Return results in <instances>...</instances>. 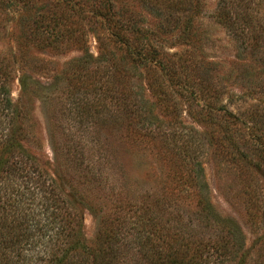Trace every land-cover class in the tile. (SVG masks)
<instances>
[{
	"label": "trees",
	"instance_id": "obj_1",
	"mask_svg": "<svg viewBox=\"0 0 264 264\" xmlns=\"http://www.w3.org/2000/svg\"><path fill=\"white\" fill-rule=\"evenodd\" d=\"M262 3L218 0L216 13L246 62L242 71L261 77ZM205 7L204 0H0V38L14 44L0 51V264H264L263 250L251 255L239 225L210 199L206 150L253 182L250 200L264 198V140L256 139L251 120L224 104L241 81L224 84L206 68ZM146 14L159 21L150 24ZM37 51L81 54L54 77L74 84L68 97L46 98L60 103L63 118L78 115L75 134L65 136L62 151L56 148L65 183L86 187L71 196L23 146L28 133L20 105L35 92L32 75L49 72L33 56ZM256 84L242 87L264 88V81ZM113 145L151 155L160 187L133 188ZM87 192L105 207L92 205L99 216L92 242L75 199ZM250 204V220L259 219Z\"/></svg>",
	"mask_w": 264,
	"mask_h": 264
},
{
	"label": "rangeland",
	"instance_id": "obj_2",
	"mask_svg": "<svg viewBox=\"0 0 264 264\" xmlns=\"http://www.w3.org/2000/svg\"><path fill=\"white\" fill-rule=\"evenodd\" d=\"M204 1L206 7L201 19L205 37L203 55L207 61L206 63L210 64L206 68L212 76L219 78L224 84L225 82L231 83L230 79L232 81L235 78L241 81L237 84H232L230 98H225L224 104H227L228 108L240 116L242 120H251L256 139L264 140V88L254 86L253 88L244 89L242 87L243 83L249 82L257 85L256 83L259 81H264V76L261 77L255 74V76H250L249 73L245 74L242 71V67L246 62L238 59L240 52L236 49L232 35L217 19L218 0ZM262 1L264 9V0ZM136 9L142 10L148 9V7L136 4ZM144 17L150 24L159 21L156 17L150 16V14H146ZM9 31H11V28H8ZM90 46L92 53L96 55V44L91 42ZM11 47H14L13 42L1 36L0 51H7ZM177 51L170 49L171 53ZM179 52H182V49ZM80 55L77 51H70L65 54H57L52 51L33 52V56L46 64L49 72L47 74L32 75L35 77L36 84L32 83V86H35V92L29 93V96L23 99V104L21 103L20 105V110L25 112V123H27V125L25 124V130L28 133V139L23 141V146L49 170L50 174L56 178L68 196L74 195L75 188L86 190V187H82L77 180L73 182V185L65 183L63 172L66 170V165H62V161L56 159V155L60 154V152L56 151V148L59 147V150L62 151L64 149L63 140L65 136L75 134L78 123L74 122V119L78 115L66 113V117L63 118L61 112H59L60 103H57L56 100H53V102L46 101V98L61 97V99H65V97H68L67 94H70L74 84L70 85L64 80L56 83L54 77L56 75L61 76V72L67 69L68 64ZM257 70L261 69L253 70L254 73ZM231 75L233 76L231 77ZM12 90L14 102L18 103L22 96V88L18 79L13 82ZM64 107L70 110L72 105L68 104ZM58 118H60L61 122L57 121ZM87 124L88 122H84V126H88ZM59 125L61 128L58 127ZM80 130L79 134H82V129ZM87 132L90 131H85L84 136L87 135ZM90 133L93 134L92 131ZM111 141L113 143L114 140L111 139ZM113 149L117 151L119 160L121 159L119 162L124 168L125 177L133 188L160 187L159 183L162 178L156 161L151 155L143 151V149L142 152H136L137 154H131V151L125 152L122 146L113 145ZM203 162L207 184L210 189V199L215 211L224 218L234 220L239 225L246 238L247 249L251 255L258 249L263 250L264 254V198L258 201L250 200L252 188H254L253 182L247 176L238 177L236 173L228 172L225 164H222L219 158L213 159L210 152L208 151L207 153V150ZM254 182L257 183L259 180ZM261 185L263 187L264 181H262ZM91 193L87 192V194L85 193L86 195L83 194L75 197V199L79 202L78 206L82 213L86 237L92 242L97 235L99 227V216L97 215L98 213L95 214L92 211V205L97 204L102 210H105V207L103 201L95 202L94 196L97 195ZM253 202H255L254 205L258 206L260 214L259 219L252 221L247 208Z\"/></svg>",
	"mask_w": 264,
	"mask_h": 264
}]
</instances>
